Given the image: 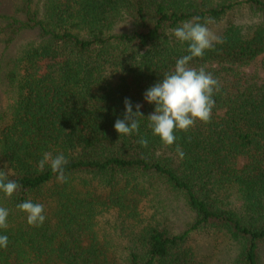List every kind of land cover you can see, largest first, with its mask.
<instances>
[{"label":"trees","instance_id":"obj_1","mask_svg":"<svg viewBox=\"0 0 264 264\" xmlns=\"http://www.w3.org/2000/svg\"><path fill=\"white\" fill-rule=\"evenodd\" d=\"M15 6L0 15V170L20 187L11 198L0 191L9 211L0 264H264V0ZM196 17L208 28L224 22L222 42L190 62L220 88L210 122L175 131L165 147L144 93L188 54L173 31ZM32 31L37 40L5 60ZM126 98L145 118L138 134L119 136ZM45 152L68 160L67 182L37 170ZM27 200L44 205L42 226L18 209ZM180 204L191 221L174 233Z\"/></svg>","mask_w":264,"mask_h":264},{"label":"clouds","instance_id":"obj_2","mask_svg":"<svg viewBox=\"0 0 264 264\" xmlns=\"http://www.w3.org/2000/svg\"><path fill=\"white\" fill-rule=\"evenodd\" d=\"M209 20L199 22V17L192 21H185L174 29L173 35L181 44H187V55L179 58L171 73L148 88L144 93V100L155 105V110L146 119L154 136L159 137L165 147L172 146L176 142L175 131L187 132L196 122L209 123L212 110L215 107L213 96L219 91V81L204 67L199 69L191 67L190 62L194 58H202L205 51L212 49L214 43L222 42L208 28ZM125 112L123 118H117L114 124L119 136H130L139 133L140 118L144 117L140 109L142 105L136 104L133 111L131 100H124ZM145 118V117H144ZM138 143L142 147L148 146L147 138L141 137ZM177 157L185 158V152L177 145L175 148ZM68 160L63 154L53 156L45 152L38 161L37 170L43 171L46 166L56 173L57 180L67 182L64 168ZM6 167V166H5ZM9 172L0 170V191L7 198H11L20 187L14 180L8 179ZM18 209L27 216V223L32 227L42 226L45 222L44 205L27 200L19 205ZM9 211L0 207V229L8 227L7 218ZM7 235H0V248H7Z\"/></svg>","mask_w":264,"mask_h":264},{"label":"rangeland","instance_id":"obj_3","mask_svg":"<svg viewBox=\"0 0 264 264\" xmlns=\"http://www.w3.org/2000/svg\"><path fill=\"white\" fill-rule=\"evenodd\" d=\"M2 1V0H0ZM18 0H7V5H9L7 10H2V8H0V15H3L4 13H7L5 15H9V14H14V9H12L13 7H16L15 4L17 3ZM224 22L219 23L217 25H214L212 27H210V31L216 35V33H218V31L220 30V28H222ZM38 33L36 31H32V32H24L21 35H19L15 41L12 43V45L10 46L9 50L7 51L6 55H5V60L10 61L12 58L16 57L20 51L22 50L24 45H27L28 43L37 40L38 38ZM5 74V71L2 73V75ZM260 77L264 79V75L260 74ZM2 78V77H1ZM0 78V79H1ZM2 80V79H1ZM191 221V216L190 213H188V211H186V209L182 208V205L180 204V206H178V210L177 213L174 212L173 213V219L170 220V222L168 224H170L172 230L174 233H180L182 232L186 225L188 223H190ZM199 241V238H194L195 242L194 244H196L197 240ZM215 260H212L211 263H214Z\"/></svg>","mask_w":264,"mask_h":264}]
</instances>
